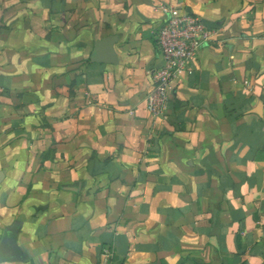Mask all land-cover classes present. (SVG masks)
Masks as SVG:
<instances>
[{
  "label": "crops",
  "instance_id": "0c3cea01",
  "mask_svg": "<svg viewBox=\"0 0 264 264\" xmlns=\"http://www.w3.org/2000/svg\"><path fill=\"white\" fill-rule=\"evenodd\" d=\"M164 8L211 39L155 116ZM0 264H264V0H0Z\"/></svg>",
  "mask_w": 264,
  "mask_h": 264
},
{
  "label": "built area",
  "instance_id": "2783aa9c",
  "mask_svg": "<svg viewBox=\"0 0 264 264\" xmlns=\"http://www.w3.org/2000/svg\"><path fill=\"white\" fill-rule=\"evenodd\" d=\"M162 11L164 18L155 44L163 64L151 70L152 85L146 97V108L155 116L165 109L174 81L186 73L211 39L210 32L195 15L172 8Z\"/></svg>",
  "mask_w": 264,
  "mask_h": 264
},
{
  "label": "water",
  "instance_id": "95a60500",
  "mask_svg": "<svg viewBox=\"0 0 264 264\" xmlns=\"http://www.w3.org/2000/svg\"><path fill=\"white\" fill-rule=\"evenodd\" d=\"M93 61L96 62H109L113 61V54L111 51V40H105L95 46L94 53L92 55ZM12 251L17 253L15 247L12 246Z\"/></svg>",
  "mask_w": 264,
  "mask_h": 264
}]
</instances>
